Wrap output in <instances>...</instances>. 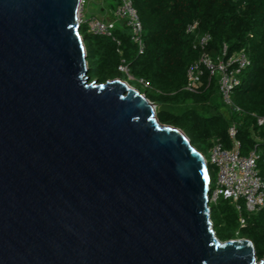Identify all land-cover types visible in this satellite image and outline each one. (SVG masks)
<instances>
[{
    "label": "water",
    "instance_id": "95a60500",
    "mask_svg": "<svg viewBox=\"0 0 264 264\" xmlns=\"http://www.w3.org/2000/svg\"><path fill=\"white\" fill-rule=\"evenodd\" d=\"M80 0H0V264H264L213 229L205 156L121 78Z\"/></svg>",
    "mask_w": 264,
    "mask_h": 264
},
{
    "label": "trees",
    "instance_id": "16d2710c",
    "mask_svg": "<svg viewBox=\"0 0 264 264\" xmlns=\"http://www.w3.org/2000/svg\"><path fill=\"white\" fill-rule=\"evenodd\" d=\"M144 30L145 50L140 53L132 41L130 28L117 23L115 36H96L80 26L87 52L90 81L105 83L123 77L119 65L125 61L136 78H144L150 87H137L157 105V118L166 125L182 129L192 145L207 157L215 141L232 148L229 128L235 124V139L240 152L260 154L258 168L264 178V0H133ZM116 0H108L104 8H113ZM101 9V10H102ZM102 10V11H103ZM197 21V33H209V52L214 58L228 45V55L245 49L249 65L238 77L240 83L232 92L233 106L227 117L218 101L221 91L217 78L203 68V85L198 92L185 89L188 67L199 59L202 51L195 47V34L188 26ZM132 84V83H131ZM216 101V102H215ZM214 170L208 165L211 182ZM240 207V209L238 208ZM241 219H244L242 224ZM213 229L221 241L250 239L257 257H264V206L249 213L238 203L221 198L211 205Z\"/></svg>",
    "mask_w": 264,
    "mask_h": 264
},
{
    "label": "built area",
    "instance_id": "2783aa9c",
    "mask_svg": "<svg viewBox=\"0 0 264 264\" xmlns=\"http://www.w3.org/2000/svg\"><path fill=\"white\" fill-rule=\"evenodd\" d=\"M105 1V0H104ZM115 7L103 10L102 16H85L84 10L87 0H80L78 23L85 24L88 32L96 36L111 37L120 44L115 36L117 23L124 21L130 28L132 41L137 45L140 53L145 50L144 30L139 13L133 0H116ZM104 5V4H103ZM199 23L197 21L188 26V32L195 34V47L201 49L202 53L198 60L192 63L186 72L185 89L190 92H198L203 85V68H207L210 77L217 78L218 85L223 99L228 106H233L232 92L240 83L238 77L242 69L246 68L250 61L245 49L228 55V45L225 44L221 49V54L216 58L209 52L212 36L209 33L198 34ZM82 35V34H81ZM119 71L126 75V83L131 84L130 80L138 81L143 87H150L149 81L144 78H136L129 65L123 61ZM138 89V88H137ZM258 125H264V117L257 118ZM237 133L236 125L229 128V134L233 138L232 148H226L221 142L215 141L210 149V156H205L207 166L212 165L216 172V180L209 183L208 199L211 209L212 203H217L221 198L230 199L238 203L240 200L245 202L248 211H259L264 206V178L258 168L260 154L253 149L249 154L240 152L241 144L235 139ZM210 176V173H209ZM240 209V207L238 206ZM242 224L245 222L241 219Z\"/></svg>",
    "mask_w": 264,
    "mask_h": 264
},
{
    "label": "rangeland",
    "instance_id": "374dc122",
    "mask_svg": "<svg viewBox=\"0 0 264 264\" xmlns=\"http://www.w3.org/2000/svg\"><path fill=\"white\" fill-rule=\"evenodd\" d=\"M106 2H108V0H87V4L85 6V10H84V13H85V16L86 17H89V16H92V15H97V16H102L104 13L103 11L101 10L102 9V5H106ZM123 77L126 78V75L124 73H122ZM219 74L217 75V78H219ZM130 82L141 88L142 90L144 89V87L136 80H130ZM216 102V101H215ZM219 102L220 104V107H221V111L227 116L229 117L230 116V109H229V106L226 104L225 100L223 99V97L220 95V97L218 98V101L217 103ZM210 156V150L207 154V157ZM212 172L214 174V181L216 180V172L215 170L212 169ZM242 203L243 205L245 206L246 208V205H245V202L242 200ZM211 205H215V203H212ZM247 210V208H246ZM248 211V210H247ZM249 213H256V211H248Z\"/></svg>",
    "mask_w": 264,
    "mask_h": 264
}]
</instances>
